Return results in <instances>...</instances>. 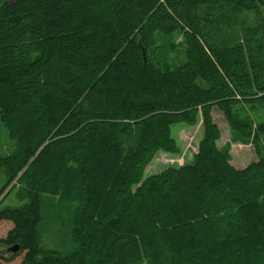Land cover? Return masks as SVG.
Masks as SVG:
<instances>
[{
	"label": "trees",
	"instance_id": "16d2710c",
	"mask_svg": "<svg viewBox=\"0 0 264 264\" xmlns=\"http://www.w3.org/2000/svg\"><path fill=\"white\" fill-rule=\"evenodd\" d=\"M227 6L264 0H0V119L21 144L0 156V197L18 178L28 200L0 208V262L264 264V122L236 108L264 106V56L249 39L207 37L204 24L224 22ZM178 29L186 60L162 71L156 34ZM215 107L257 160L231 163ZM200 114L193 161L143 179L157 150L179 151L172 126ZM71 156L76 182L63 199L78 201L77 248L61 253L42 246L41 195L54 176L59 192Z\"/></svg>",
	"mask_w": 264,
	"mask_h": 264
},
{
	"label": "rangeland",
	"instance_id": "374dc122",
	"mask_svg": "<svg viewBox=\"0 0 264 264\" xmlns=\"http://www.w3.org/2000/svg\"><path fill=\"white\" fill-rule=\"evenodd\" d=\"M225 10L227 11V16L224 22L212 19L204 24V32L207 37L240 40L246 38L253 45H259L263 52L262 56H264V27L260 31L257 30L258 27L264 25V7L246 11L233 10L227 6ZM184 33L183 30L179 29L167 33L157 32L156 45L151 49L150 56L160 70H174L185 62L187 43L184 39ZM236 108L243 117L250 119L254 126L264 122V106L262 105H244ZM212 118L221 133L217 144L220 148L228 151L230 161L236 168H243L252 161L257 160L254 143L239 137L232 130L219 108H213ZM61 125L59 130L53 132L49 137L53 144L65 136ZM204 131L203 116L201 114L195 124L178 123L173 125L172 135L177 141L179 151L171 153L164 149L157 150L145 166L142 178L145 179L158 174L169 167H179L185 163H191L194 155L198 152ZM20 148V142L9 135L8 130L0 119V156L19 153ZM34 173H39V170L36 169ZM7 181L8 175L5 168H0V191L5 187ZM75 182L74 156L68 158L59 192L55 176L47 180V190H44L41 195L43 221L39 225L42 234V246L46 249L68 253L77 248L71 232L78 201H66L63 199L67 195L68 189ZM140 184L135 185L133 189L135 190ZM26 193L25 186L18 182V178H15L0 197V208L16 207L27 203L28 200L25 199ZM4 231L2 230V233ZM0 264L4 263L0 262Z\"/></svg>",
	"mask_w": 264,
	"mask_h": 264
},
{
	"label": "water",
	"instance_id": "95a60500",
	"mask_svg": "<svg viewBox=\"0 0 264 264\" xmlns=\"http://www.w3.org/2000/svg\"><path fill=\"white\" fill-rule=\"evenodd\" d=\"M10 251L16 252L18 250V246L12 247L9 249Z\"/></svg>",
	"mask_w": 264,
	"mask_h": 264
}]
</instances>
